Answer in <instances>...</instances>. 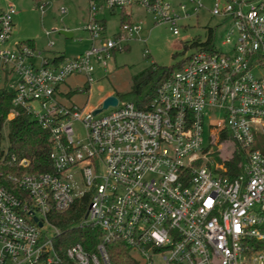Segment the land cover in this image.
Returning <instances> with one entry per match:
<instances>
[{
	"label": "built area",
	"instance_id": "2783aa9c",
	"mask_svg": "<svg viewBox=\"0 0 264 264\" xmlns=\"http://www.w3.org/2000/svg\"><path fill=\"white\" fill-rule=\"evenodd\" d=\"M128 8L174 35L202 10L219 23L191 39L194 50L146 107L118 100L92 114L96 107L65 103L66 78L82 74L87 90L115 52L145 43ZM117 11L129 20L109 32L102 15ZM15 14L0 6V87L48 132L51 170L25 171L29 160L0 141V264H110V242L126 244L135 264H264V148L254 147L255 132L264 137V0H87L77 29L89 45L73 57L12 41ZM227 140L240 157L233 175L226 162L206 164ZM77 169L84 189L75 193ZM85 193L74 226L97 230L92 250L67 244L51 218Z\"/></svg>",
	"mask_w": 264,
	"mask_h": 264
},
{
	"label": "rangeland",
	"instance_id": "374dc122",
	"mask_svg": "<svg viewBox=\"0 0 264 264\" xmlns=\"http://www.w3.org/2000/svg\"><path fill=\"white\" fill-rule=\"evenodd\" d=\"M49 4L43 13L37 9L36 0H0V6L12 4L16 9L13 17L14 27L17 30L12 35V41L33 40L37 50L45 55L55 52H64L68 57H73L88 47L86 33L81 29L86 14V4L84 0H46ZM214 0H205L210 5ZM133 13V20L142 21V31L140 36L145 38V43L134 40L130 43L127 51L115 52L112 55L110 64L106 71L98 69L95 73V80L91 83L89 89L84 90L85 77L82 74L71 75L66 78L60 86L64 93L70 92V95L63 99L65 103H77L87 108H94L101 104L107 95H116L120 102L128 101L121 97V94L127 92L132 84V76L144 68L156 64L161 66L174 65L188 56L194 47L189 46L191 39L196 38L203 41L206 38L208 28L216 27L219 19L209 17L205 10H202L198 19L195 17L182 21L180 33L172 34L166 24H154L148 14L140 8H128ZM119 11L108 15L109 32L117 28L120 19ZM188 24L187 26H185ZM68 29L72 31V37H66L59 33V29ZM225 27H219L215 33V41H219ZM46 31H51L46 35ZM81 38V39H80ZM80 39V40H79ZM49 40L53 41L52 46H48ZM148 49L145 54L144 50ZM109 107L102 111H110ZM255 132V131H254ZM204 142L208 143L207 119L204 124ZM6 142V141H4ZM255 148H264V137L260 132H255ZM234 142L227 140L223 142V148L208 156L206 164L214 165L215 162L233 161L236 152ZM232 155V157H230ZM205 162V161H203ZM238 163V162H237ZM71 170L68 171L71 175ZM72 183L74 192L78 193L84 189L82 177L79 170L72 173ZM214 264H220L214 261Z\"/></svg>",
	"mask_w": 264,
	"mask_h": 264
},
{
	"label": "trees",
	"instance_id": "16d2710c",
	"mask_svg": "<svg viewBox=\"0 0 264 264\" xmlns=\"http://www.w3.org/2000/svg\"><path fill=\"white\" fill-rule=\"evenodd\" d=\"M119 20L120 22H126L129 18L123 12H120ZM26 42L33 45L31 40ZM183 61L169 66L152 64L144 68L132 76L130 89L121 94V97L135 102L141 108L146 107L155 97L157 87L167 80L175 69L181 67ZM11 111H14L15 114L8 119L7 116ZM2 140L6 141L9 151L17 159L27 158L29 160L25 171L41 172L51 170L49 158L51 146L48 132L24 109L13 107L12 93L0 87V141ZM239 159V154H237L233 161L226 162L231 175L237 172L236 164ZM88 200L89 194L85 193L77 197L68 210L54 213L51 218L61 230V237L67 244L79 242L85 249L92 250L96 244L97 230L88 226H74L84 214ZM107 251L110 264H135L130 248L123 242L108 243Z\"/></svg>",
	"mask_w": 264,
	"mask_h": 264
},
{
	"label": "water",
	"instance_id": "95a60500",
	"mask_svg": "<svg viewBox=\"0 0 264 264\" xmlns=\"http://www.w3.org/2000/svg\"><path fill=\"white\" fill-rule=\"evenodd\" d=\"M59 33L65 35L66 37H72L73 33L70 30H66V29H59ZM118 103V98L116 95H107L101 102V106L100 107H96L95 109L92 110V114H96L98 112H101L104 109H107L108 107H114L116 106ZM41 223L39 222V225Z\"/></svg>",
	"mask_w": 264,
	"mask_h": 264
},
{
	"label": "crops",
	"instance_id": "0c3cea01",
	"mask_svg": "<svg viewBox=\"0 0 264 264\" xmlns=\"http://www.w3.org/2000/svg\"><path fill=\"white\" fill-rule=\"evenodd\" d=\"M84 2L86 3L87 2V0H84ZM86 7H87V4H86ZM86 10H87V8H86ZM108 15H111L110 13H107V12H105V13H103V18L105 19V22H106V25H107V29H108V31H110L109 30V28H108V18H107V16ZM85 16H86V14H85ZM14 23V22H13ZM17 32V30L15 29V27H14V33H16ZM13 33V34H14ZM31 42L33 43V46L35 47V43H34V41L33 40H31ZM36 48V47H35ZM70 95V92L68 93V96Z\"/></svg>",
	"mask_w": 264,
	"mask_h": 264
}]
</instances>
